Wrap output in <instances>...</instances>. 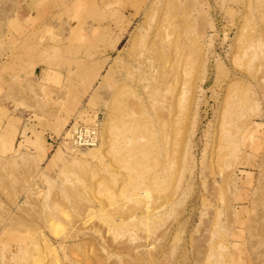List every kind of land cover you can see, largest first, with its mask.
Instances as JSON below:
<instances>
[{"label": "rangeland", "instance_id": "rangeland-1", "mask_svg": "<svg viewBox=\"0 0 264 264\" xmlns=\"http://www.w3.org/2000/svg\"><path fill=\"white\" fill-rule=\"evenodd\" d=\"M0 264H264V0H0Z\"/></svg>", "mask_w": 264, "mask_h": 264}, {"label": "built area", "instance_id": "built-area-1", "mask_svg": "<svg viewBox=\"0 0 264 264\" xmlns=\"http://www.w3.org/2000/svg\"><path fill=\"white\" fill-rule=\"evenodd\" d=\"M100 120L94 118L92 122L86 123L79 120L73 121L67 127L63 139L74 148L95 147L100 143Z\"/></svg>", "mask_w": 264, "mask_h": 264}, {"label": "bare ground", "instance_id": "bare-ground-1", "mask_svg": "<svg viewBox=\"0 0 264 264\" xmlns=\"http://www.w3.org/2000/svg\"><path fill=\"white\" fill-rule=\"evenodd\" d=\"M178 38V37H177ZM131 39V38H130ZM178 41V40H177ZM179 42V41H178ZM132 43H133V41H132ZM176 43L177 42H175V44H174V46L176 45ZM179 43H181V42H179ZM182 44H184V43H182ZM179 45V44H178ZM181 45V44H180ZM179 45V46H180ZM177 46V45H176ZM185 47V46H184ZM175 48H177V47H175ZM178 49H179V47H178ZM149 51V50H148ZM180 51V50H179ZM149 53V52H148ZM176 53V52H175ZM150 58H151V56H149ZM152 58H154L153 56H152ZM181 59V58H180ZM179 59V60H180ZM141 78V77H140ZM143 79V78H142ZM142 82V81H141ZM158 85V84H157ZM152 91V90H151ZM154 92V91H153ZM155 98V97H154ZM156 100V99H155ZM140 101V100H139ZM142 108V107H141ZM101 134V133H100ZM98 146L99 145H97V146H95V147H89V148H84V149H89L90 150V154H92V155H95L96 153L95 152H98V150H99V148H98ZM98 148V149H97ZM73 149V151L74 152H78V151H80V150H83V149H80V148H72ZM56 159V158H55Z\"/></svg>", "mask_w": 264, "mask_h": 264}, {"label": "crops", "instance_id": "crops-1", "mask_svg": "<svg viewBox=\"0 0 264 264\" xmlns=\"http://www.w3.org/2000/svg\"><path fill=\"white\" fill-rule=\"evenodd\" d=\"M45 72H46V70H45ZM47 75V72L45 73V76Z\"/></svg>", "mask_w": 264, "mask_h": 264}]
</instances>
